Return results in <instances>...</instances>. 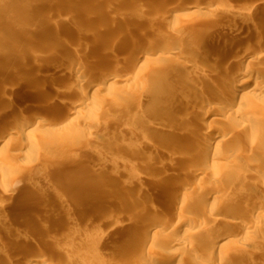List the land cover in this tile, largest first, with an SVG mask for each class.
<instances>
[{
	"label": "rangeland",
	"instance_id": "374dc122",
	"mask_svg": "<svg viewBox=\"0 0 264 264\" xmlns=\"http://www.w3.org/2000/svg\"><path fill=\"white\" fill-rule=\"evenodd\" d=\"M70 1H73V0H70ZM79 1L80 0H77V1L75 0L74 1L75 5L72 8L73 4H71V2H69V0L68 1L63 0V6H64L63 7V10H64L63 14H66V13H68V14L66 15L67 17L65 15H63V16L61 15L60 18L58 17L57 19L62 20L61 24L63 25V23H64V25H63L64 27H67L70 25L71 22L69 20H72V18L75 19L72 21H74V23H76L75 25L78 26V28L81 26V29L83 32L82 33L81 31H79L80 28L79 29L77 28L78 29L77 38L80 39L81 36L84 35L85 37L83 36L82 38L84 40H85V38L86 39L88 38L87 39L88 42L93 40L92 38H93L95 33H96L95 34L96 36L99 35L98 37H100V38H102V36H103V37H105V39H107L109 34L113 33L114 35L119 37L120 44L115 45V48H113L114 44H112L111 45L112 48L110 50H109L110 45L109 46L107 45L105 50L106 51L108 50V52H110L109 54L113 55V58L115 56H117L115 58L116 59L119 58L121 61L123 60L126 62V60L123 59L126 57L127 58L129 57V60L130 59L135 60L138 56L135 53H129L131 56H128V52H130V51L127 49L130 48L129 47L130 41L132 42L133 40L134 41H143L144 40L147 43L151 42V41H153L152 39L154 38V36H151L154 31L158 32L161 36H164L165 39L167 38L166 36L169 34L167 40L170 41L172 38L171 34L174 31V28L176 29L182 25L183 26L186 25L187 27L185 26V30H187L186 28H188L190 31L194 30L195 32L196 31L200 32V30L202 31L203 27L206 24H208V23L211 24V22L215 23V24H216V22H218L217 24H220L222 27V29L219 30V32H218L219 33L218 39L217 38L213 39V37L210 39V41L214 40L212 42L215 45L217 44L218 49L221 47L219 49V52H217V54H219L221 52L220 54L222 55V57L220 54L218 55L219 57L223 58L224 55L226 56L227 51L233 52L235 50L239 54L245 53L244 55H246V54L250 55L248 53L252 52L251 54L254 55V56L252 55V57L255 59L260 58L261 56L264 57V36H263V34H262V36H261V34L257 35V38L255 40V38H254L255 35L252 32H247L246 29L242 30L243 32L241 31V33H238L239 32L238 29L242 28L241 27L242 24L240 26L238 25L237 27H233L234 24H232L231 20H230V14H232V13L238 14V16H239V13L241 15L243 14V16H244V12H245V15H247L248 13H253V8H255V6H257L256 3L259 4L262 0H197V1L196 0H181V1L180 0H160L159 5H158V3L153 2L154 0H119L120 2L119 1L116 2L115 0L114 1L113 0H98V2H97L95 0L98 4L101 3V4H99V5H101L100 6L101 10L98 8L99 5L97 4L98 6L95 5V7L98 9H94V11L98 10V11H100L99 13L101 14V11L104 10L103 9L104 7H106V8L109 7L107 9L113 10L111 12L112 13L111 15H113V16H111V15H108V16L99 15L98 16L97 15V18H95V19L93 18L94 20L90 19V22H89V20H87L88 19L87 17L85 20H84V18L86 16L85 14H87L86 13L87 11L93 10L92 9V7H93L92 2L94 0H92L91 3L88 2V0H87V3L81 2L84 0H81L80 1L81 3ZM195 1L199 2V3L201 2L202 5L204 3L203 6L205 8H202L199 11L197 9L192 10V8L194 7L193 5L196 4ZM41 2H42V0H41ZM67 2L70 4H67ZM194 2H195V4H194ZM76 3H78V4H76ZM110 4H112V5H110ZM84 5H86V6L88 5V7L90 5V7L88 9H85L86 12L84 10V8L86 6H84ZM55 6H57V5H55ZM76 7H79V8H77V11L74 10V8L76 9ZM82 7H83V9H82ZM95 7H93V8H95ZM172 7H173V10H172ZM70 8H72V9H70ZM244 8L247 10L249 9V11H247V10L244 11ZM78 9H80L79 11L81 12V15L83 12V14H84V16L82 15L83 18H81L82 16L81 17L77 16L78 15V13H77ZM213 10H216V11H214L215 13H212ZM74 11H76V13ZM250 11H252V12H250ZM70 12H72L74 14H72ZM246 12H248V13H246ZM255 12H256V10H255ZM210 13H212V14H210ZM263 13H264V11L261 12L260 15L261 14L263 15ZM49 14H50L49 11H47V10L44 11V13L42 14L43 17L42 16H41L42 18L40 17V21L45 22L46 20H48ZM71 14L75 15V16H72ZM68 16H70L72 18L68 19V18H70ZM93 16L96 17V15H93ZM142 16H144V17H142ZM224 16H225V18H224ZM243 16H239V17H243ZM108 17L109 18L112 17L111 21L113 23H110V25L108 23V25L110 27L106 23L107 21L110 22V20H107ZM101 18H104V19L106 18L105 19L106 21H103L104 19H101ZM38 19H39V17H38ZM38 19L36 20L37 23L40 22V21H38ZM240 19L243 20L242 18H240ZM157 20H160V21H157ZM91 21H92V23H91ZM165 21L166 22L168 21V23H166ZM77 22L79 24H77ZM103 22H105V23H103ZM162 22H163V24L161 25ZM89 23H90V25H89ZM96 23H97V25H99L98 26L99 28L95 27ZM65 24H67V25H65ZM71 24H73V22ZM85 26H86V28H85ZM87 26H88V28H87ZM228 26L231 29L230 30L231 33H235V34L238 33V34L242 35V36L238 35V39L235 41L237 45L234 43L229 45V47L227 46L228 44L222 45L226 41V35H227L226 33L228 32L227 29H229ZM37 27H40V28H38L40 31H38ZM225 27H227V28L224 29ZM35 28H36V32L33 30ZM29 29H31V31H29ZM29 29L27 31L32 32V34H30L29 32H27L25 30V33L27 32L28 34L27 35L23 34L24 36L20 35V37L18 36L19 38L18 37L17 38L19 40H21L20 39L21 37L23 39L26 37L25 39L28 40V38L30 37V41H31L30 43H32V41H33L34 43H32V44L35 45V43H37V42H35L37 40L36 38L39 37L38 41L41 42V41L46 40V37H47L46 35H48V37L50 36L49 37L50 40L47 37L48 40H46V41H48V42H41V43L38 42L37 45H39V46L35 45L36 46L35 48H34V46H31V48L33 47L32 49H36L40 53L41 56L43 53V56H46V58H47V55H49V54L52 55L53 52L51 51L48 54L42 52L45 50V48L42 49V47H45V43H46V45H48V44H50V41L53 42L55 40V38L57 39L58 37L61 39L58 38L57 41H60L63 44L65 43V44L72 45L75 42L72 36L74 35V37H75L76 33L69 37L67 34L65 35V33H64V35H62L63 34L62 31H61V34H60V32L57 34V32L59 30L58 31H57V29L54 30L55 28H52V29L50 28L51 30L45 28V30H44L43 25L37 26V24H36V27L35 26L29 27ZM98 29H99V31H98ZM41 30L46 31V33L44 34L45 38H43V36H42L44 31L41 32ZM53 30L56 31V33ZM102 30H103V32H102ZM12 31L14 34L11 33L10 36L13 37V36H15V33H17V32L14 30H12ZM12 31H10V32H12ZM47 31H49V33H51V34H48ZM84 31H85V33H84ZM34 32L37 33L38 35H36ZM38 32H41L42 35ZM79 32H80V36H78ZM97 33H99V34H97ZM163 34H165V35H163ZM251 34H252V36H251ZM31 35L34 36V40H33V37L31 38ZM52 35H53V37L51 38ZM105 35H108V36L106 37ZM27 36H28V38H27ZM40 37H41V39H40ZM65 38H67V40ZM70 39H73V42ZM78 39H77V41H78ZM154 40H155V38H154ZM238 40H240V41L238 42ZM247 40H250V41H247ZM179 41L180 40H178L177 42H173V43L169 42L171 44L168 46H167V44H165V45L161 44L162 49L160 50L161 52H159L160 56H163L162 54L167 56V54L170 51H175L174 49L178 48V45H179L178 42ZM218 41H219V43H218ZM222 41H224V42H222ZM172 44H174V45H172ZM238 44H239V46H238ZM245 45H246V50H245ZM37 47H39V48H37ZM97 47H98L97 50L98 49L101 50V48L99 46H97ZM107 47H109V48H107ZM234 47H236L237 49ZM225 48L226 49L228 48V49L225 51ZM239 48H241V50ZM3 49H6V51H8L7 50L8 48H3ZM25 49H27V48H24L23 50L21 48L20 51L21 52L23 51L25 53V55H30L27 53H30L29 51L31 49L30 50L29 49L25 50ZM205 49L206 48L202 47L201 52L205 53L206 52ZM242 49L244 51H242ZM16 50H18V52H16L15 54L11 53V55L9 53L10 50L8 52H6L4 50L5 51V52L3 51L4 53L1 52V54L3 53L2 55L5 57V60H4L5 63H7V59L9 60V57L11 56L10 57L11 61L10 60H9L10 62L8 61L10 64L7 63L9 70L14 69L17 72H18V70L20 72V73L15 72L17 74L13 73L14 76L7 81V82H9L10 86L6 85L5 87L9 88V89L15 88L14 90L16 91V89H20L18 87H21L20 84L22 82H24V84L27 83V81H25L27 79H29V81H30V82L28 81V83H31V80L32 81L37 80L36 83H39V84L42 81L46 82L44 79L47 80V77L40 75V73H39V70L43 69V63L45 64V62H43L45 60V57L43 58V60H42V58L38 59V57L31 59V60H34V59L39 60V64L37 65V67L35 68L34 71L30 72V70L27 69L25 66H23V65L21 66V65H18V63H16V65L18 67L17 68L18 70H17L16 68H14V66H16L15 62H17V56L21 57L24 55V53L23 52H22V54H21V52L19 53V48H16ZM97 50H96V52L100 53L99 52L100 50L99 51H97ZM247 51H250V52H247ZM6 53L9 56H5ZM1 54H0V56H2ZM12 55H13V57H12ZM256 55L257 56L259 55V56L256 57ZM158 56L159 55L157 53H155V55H153L152 58L150 57L151 60L149 62H144V61L142 62L141 61V62H139V64L136 65L137 66L136 71H139V69H142L141 78H140V80H142V82L140 81L141 82L140 86L143 84L142 85L143 87L141 86L142 91H140V93L138 92V90H141V88L139 89V87H140L139 84L135 87H132L129 84H127L126 82L115 81L113 79H111L109 81L106 78V74L104 72H106L107 75L110 74V73H108L110 71H112V72L115 71V73H117V74L121 73V75H122V73H123V75L126 73V72L124 73L123 69H121L119 67H116V68L117 69L119 68L120 70L119 69L115 70V68H113L114 70L111 69V67L113 65L111 59L109 60V62L107 59L105 60V62H100L101 68H102L101 64L104 63L103 68L101 70V73L103 72L105 75L103 73H102L103 75L99 73L101 76H98L99 74H97L96 76L98 77V79H96L95 76H92V75H89L88 73H86L87 71H85L84 75L82 74V77L84 76V78H82V79L92 80V77H93V79H95L94 80L95 85H96L94 87L95 89L93 88L92 90H90L89 96H93V94L98 96L97 101H95L94 103H89L86 107L82 108V110L80 111L81 113L79 115L73 116L74 124H76V125L77 124L83 125V123L84 124L87 123V120H90V121L94 120L95 121V119H96V122L98 121V123L94 122L96 125L93 124V126H95V127L89 129L88 132H86V134H85L86 137H83V136L81 137L80 135H76L74 133H67L64 135V133H63L64 131H62L63 127L58 126L56 124V121H55L56 119H58V120L62 119L67 115L68 112L66 110H68L69 106L67 107V106H64L61 103H59L60 101H62V99L60 96L55 94L56 92L53 89L49 90L48 89L49 87L47 88L48 95L44 99L45 101H48V103H50L51 107L53 108L49 112V114H40V113L35 114V113L30 112L34 109L33 106H36L37 104H36V102H34L36 100V98L34 99L30 95V94H32L34 96L35 92H33V93L31 92L33 89L29 88L30 85H28V83L26 84V85H28V86H26V88L28 87L29 89L27 88L28 89L27 90L25 88V91L29 92L28 95H26L27 99L25 98L26 96L23 97L21 95V93H17L14 91V94H13L14 97L12 95L11 99H12L14 104L22 107L21 112L22 113L24 112V115H26V116L22 117L23 119L25 117H30L33 115V118H31V122L34 123V121H37L39 119L47 120V121L51 120V121H49L51 126H48L49 127L48 131L44 132L41 138L40 137L38 138V142H39L38 145L34 144L31 137H26L23 134H10V135H6L5 138L4 137L2 138L0 136V163L4 164L5 165L4 167H6V170L3 172V174L5 173L4 176L2 174V171L0 172V192L2 193L4 191L3 193L5 195L9 191L8 193L12 196V198L10 200L8 199L5 202V204H8L7 202L11 201V204H8L9 206H7L8 207L7 209H9V210H6V212H4L2 215L0 214V245H1L0 248L3 247V250L5 249L3 251V252H6V253H4L5 256H7V258L9 260L11 259V261L13 263H15L18 259L19 260L22 259L21 261H24L26 263L30 262L28 264H146V263H150V261H149L150 259H155L154 262H156V260L158 261L160 255H161V251H159L160 247H162L164 245L165 246L169 245L175 239H178V237H179V239L182 238L183 236L186 238V236L188 235L187 238L192 240V242H194V244H192V242H191L187 246L188 248L182 247L183 253H187V251H189L191 248L194 250L198 249L197 252H199V254H201L202 260L204 259V261H202V263H200V264H216V263L219 264V262H222V264H224V263L226 264L227 262H225V261L227 260V258H229L228 256L231 255V252L238 246L234 242V239L236 240L237 238L233 237V235H235V233H236V231H234L235 228L233 227V229H234L233 230L230 227L233 225L231 223L232 225L229 224V226H228V224H227V227L225 226L226 224L224 226L219 225L220 227L217 226L219 228H223L222 230H220L217 227L212 229V227H215V226H213V225L211 226V223L209 224L210 221H207V220L212 219V216L216 215L215 211H217L219 214H221V213L223 214L224 209L230 207V206L227 207V205H230L229 203L234 198L236 200L234 199L233 203L234 204L236 203V206H237V204H240L239 206H241V204L243 205L244 203H246V201H248V199L250 200L251 197L250 196H249L250 198L247 197L248 196L247 190L245 191V189H243L245 187L247 188L249 186V184L251 185L249 188H254L255 186H256V190H257V188H259V190L255 191L252 195L251 194H249V195L254 197V198L252 197L251 199H255V198L258 200L260 199V202L258 200H254V201L250 200L251 203L255 202V204H254L253 210H252V208L251 209L249 208L250 212L248 211V213L249 214L252 213V214L248 218L251 221H253V219H255V217L259 216V214H261L262 212L264 213V209H262L263 207L261 206V205L264 206V202H263L264 196H261V195H264V193H263L264 192V189H263L264 188V185H263L264 184V176H263L264 175V173H263L264 168L263 169L259 168L260 169L259 171L262 170L261 171L262 173L259 177L258 176L252 177L250 175H249L250 177H248L247 174H245V176H244V173L242 172L241 169H240L241 170L240 172L237 171L238 168H237V170H230L229 172H231L230 173L231 176L228 177V175H230V174L224 175V173L226 174V172H228V171H225V169L219 168L217 166L214 167L209 162H205V164H202V165L198 162L192 163L191 160L189 161L187 158H185V156L184 157L181 156V157H183V159H186L187 161L183 160V162H182V160H181V162H180V160H179V159H181L180 155L176 156L175 154L170 153L172 145L174 143H176V141L177 142L179 141V140H177L178 139L177 137H179L180 135L186 136L191 131H192L191 133H193L195 131V129H197V128L203 129V128L207 127L208 125L209 126L213 125L214 130H216L215 132L218 131L217 133L220 134V136H221V137L215 139L214 141H212L213 143H217L218 141H220V139H222V137L232 136V137L225 139V140L228 139L227 140L228 142L225 146L226 149L225 150L223 149L224 153L227 152L226 154H230L234 151L236 153H239L240 152L239 150H242L243 152L240 153V155H243V153H247V154L249 153L250 154V155L244 154L246 156L241 157L242 159H240V163H242V165L245 166V164L250 165L252 163L251 164L252 166L259 167L258 162L262 157H264V145H263L264 142H261L262 139H256L255 136L252 135L250 131L242 132V130H241L243 124H245V123L248 124V121L246 120L245 115L244 116L238 115L236 117V119H234V120L232 119L230 121L227 118L228 114H226V113L224 114L223 112H219V111H213L216 108H220L216 104L217 102H214L215 95L217 93L220 94L223 91H225V93H227V95L233 94L234 85L236 84L234 77H232L233 76L232 71L228 70L232 74H230L229 72H227L226 74H221V72L225 73V71L224 70L221 71L222 68L218 67L219 63H218V66H215L217 64V62H216L217 58L216 59L214 58V60H213V58L210 59L211 60V62L209 60L210 64L208 61H207L208 63L206 61H204L203 65H205L207 63L208 64V70L211 71V73H214L217 70L216 74H213L215 77L217 75L220 77V74L223 76L225 75V77H226L225 80L228 81V82L225 81L226 86L222 87L219 84V78L216 77L218 79L217 80L216 78H213L214 77L213 75L211 77L208 75L207 76L205 75L203 77L201 72H199V73H197V72L192 73L191 72L192 74L191 73L189 74L190 78L187 77V79H190L191 82H193L194 81L193 78L200 75V77H199L200 79L197 81L198 77L195 78L196 79L195 82L200 84L201 82L204 81V83H202V84L211 88V89H209L208 87H206L208 90L207 92L210 91L209 93L214 97L213 98L211 95H209V97H211V98H209V99H211V100H209L210 101L209 106L204 107V108L199 107L200 110H197V111H200V112L196 111L197 113H195L194 111L198 107L196 106V108H195V104H192L193 102H188L187 99H185L186 100L185 101L182 97L183 95L180 96L181 94L176 95L179 92L178 93L177 92L176 93H174V92L170 93V94L174 93L172 95V100L170 101L172 107L174 105L175 107L177 106V108H178V107H181L183 104H184V107H186L189 103H190L189 105H191V106L188 105L187 107L188 108L190 107L189 108V109H191L190 112H192V111L193 112L185 115L186 119L183 121V124H182L183 126L180 125V126L174 127L171 124L169 125L168 120H167L168 122L167 121L165 122L162 120L160 122L167 124V125H165V126H167L165 129L161 128V130L163 132L159 129L160 131L158 130V132L156 133V136L154 135L155 137H151V136L148 137L146 134H144V135L141 134L140 135V137H142V139H141L139 136H136L137 132L135 134V131H140V129H141V131H143V129H146L144 131V133H146L148 127L154 125L152 119H151L152 122L150 121V123L149 122L142 123L143 125L146 124L147 126L149 124L148 127L146 126L147 128H145V127L140 128L142 126V124L138 128V126L135 127L136 125L134 123H132L131 120L128 119V116L125 118L124 116H126L127 114L126 115H124V114L127 112H130V113L135 112V113H132V117H135V116H137V112H138V115L139 114H145V115L152 114L151 116H154L156 114V112H154V111L158 110L155 108H158L162 104L159 102H155L154 104H152L150 106L151 109L150 108L147 109V107H146V109H147L146 110V109H144L145 108L144 106H141V107L138 106L139 101H136L133 104H132V102H133L132 100H125V99L119 100V98H118V101H116L115 103L110 101L113 96H114V98H115V95L121 96V94L123 92H124V94L129 92V94L132 95L131 97H133L134 99L136 98V96L138 98H140L141 95H142L141 97L145 99V97L148 96V95L146 96L145 94H148L149 91L152 90L151 89L152 87H147V86H152L153 84L151 85V82L152 83L155 82V78L152 80V78H153L152 76L156 77L154 75V73L157 72V69L158 70L160 69V71L162 72L161 75L164 74L160 77L158 75V77H157V78L162 80V83H166V82L173 83L174 80L176 81V78H175L176 75H174V73H175V70L177 68L174 69V66L176 65L175 67H178L179 65H177L176 63L172 64V62L161 64V59L159 60ZM14 58H16L15 62L12 61V60H14ZM133 58H135V59H133ZM106 62L109 63L108 66L105 65ZM182 62H186V60L181 61V63ZM11 63L12 64L14 63L13 64L14 66ZM41 63H42V65H41ZM127 63H128V59H127ZM96 64L99 65V62L97 63V61H96L95 65ZM207 64H206V66H207ZM40 65L42 68L40 67ZM210 65H212V66H210ZM236 65H238V67H239V64H235V66ZM105 66H106V68H105ZM109 66H111V67H109ZM235 66L233 68L234 71L235 70L240 71V69L238 70V67L237 66L235 67ZM209 67H211V68H209ZM261 67L264 68V66H261ZM37 68H39V69L36 70ZM105 69H106V71H105ZM213 70H214V72H212ZM37 71H38V74H37ZM24 72H26L25 74L27 76L24 75L21 77L20 75H23ZM34 72L36 74H34ZM228 73L230 74V77L228 75V78H227ZM135 74H136V72H134L132 75L134 76ZM15 75L16 76L19 75V78L16 77ZM36 76H38V78L39 77L40 78L38 79ZM143 76H145L144 79H142ZM43 77H46V78H43ZM65 77L66 76H64V80H66L68 78V76L66 78ZM205 77L208 78V79H206V80H208V81H206L207 82L206 84H205V80H204ZM13 78H14V80H13ZM20 78L21 79L25 78V79H23V81H20ZM209 79L211 81H213L215 79L216 82H215V80H214L215 83L210 82ZM39 81H41V82H39ZM19 82H20V84H19ZM43 82L41 83V85L45 84ZM158 82H156L155 85H157ZM210 83L213 84L214 88L212 87V85H209ZM158 84H161V81ZM214 84H217V85H214ZM21 85H23V84H21ZM219 85L222 87V89L224 87L226 89L221 90V88L220 89L218 88L219 89L218 90L217 87H220ZM86 88H87L86 86L82 87L83 90L88 91ZM77 89H80V88H77ZM82 89L80 91H82ZM144 89H145V91H143ZM109 90H111V92H107ZM216 90L219 92H216ZM227 90L230 93H228ZM121 91H123V92L121 93ZM135 91H136V95L134 96ZM254 91H256V92H254L253 94L257 98H259L261 105L264 107V81L261 80V83L254 89ZM144 92H145V94H144ZM17 94L18 95L20 94L21 98L23 97L22 99H20L21 101L17 100V99H19ZM73 94L74 93H72V94L70 93L69 97H72ZM15 95H16V97H15ZM30 96H31V98H29ZM179 96L181 97V98H179L180 100L178 99ZM73 97L70 98V101L73 100ZM174 97H176V98H174ZM75 98L77 99V97H74V99ZM133 98H131V99H133ZM32 99L34 100L33 101L34 103L32 102ZM173 99H174V101H173ZM27 100L29 101L28 102L29 104L27 103ZM175 101H176V104H175ZM24 102L26 103V105ZM178 102H180V103H178ZM21 103H23V104H21ZM181 103H183V104L181 105ZM129 104H130V107H128ZM185 104H187V105H185ZM57 105L59 107H57ZM152 106H156V107L152 108ZM142 107H144V108L142 109ZM191 107H193L194 109ZM127 108H129V109H127ZM135 108H136L137 112L135 111ZM23 109H24V111H23ZM144 110H146V111H144ZM29 112H30V114H29ZM188 112H189V110H188ZM118 113H120V114L118 115ZM193 113L196 115V117H195V115H191ZM122 114H123V117L121 120L120 116H122ZM133 114L135 116H133ZM189 114L192 117H189L190 116ZM198 114H199V116H198ZM116 116H118L119 118L118 117L116 118ZM139 116H141V115H139ZM42 118H44V119H42ZM188 118H189V120H188ZM23 119H21V120H23ZM117 119H118V121L120 119L119 123L117 122ZM18 120H20V118ZM111 120H113V122L116 121V123L114 122L115 123L114 124ZM226 120H228V121H226ZM254 121H256V122H254ZM254 121L253 122L257 127L260 126V128L264 129V120H262L261 118H258L256 120L254 119ZM160 122H157V124H162ZM130 123L132 124V126ZM133 125H134V127H133ZM112 126H114V127H112ZM168 127L171 129H169ZM134 128L136 130H133L134 132L132 133V129H134ZM166 129L168 131H164ZM130 131H131V133H130ZM141 131H140V133H141ZM238 132H239V134H238ZM240 133L243 135H241ZM249 133H250V135H249ZM131 134H134V135L131 136ZM146 136H147V138H146ZM159 136L161 138L160 140H159ZM143 137H145L147 139V141L145 138H144L145 139L144 140ZM138 138L143 140L144 142L139 140ZM230 138H232L233 141H232V139L230 140ZM103 139H105V140H103ZM162 140H164L165 143H162L161 142ZM139 141H141V142H139ZM181 141H183V140H181ZM144 143H145V145H144ZM192 144L189 146V150L194 152V151H196V146H195L196 144L195 143H194V145H192ZM235 144H237V146H235ZM227 145H229V146L227 147ZM231 145H233V146H231ZM160 148H162V150H160ZM230 149L232 150V152H230ZM163 150H164V152H163ZM245 150L248 152H244ZM135 152L136 153L143 152V154L142 153L141 154L144 156V158H146V160H148L147 157H149V161H152V160L154 162L156 161L155 162V164L157 163L156 165L152 164L153 166L155 165L156 167L155 168L152 167L148 170V168H149L148 166L141 165V163L139 162V161H142L143 159L142 160H140V159L135 160L134 159L135 160L134 161L131 158L129 160L128 159L129 155H131L132 153H135ZM252 153H253V156H252ZM157 157H160V159H162L161 161L164 164H162L160 160L158 161L159 158H157ZM246 157L247 158L249 157V158L247 159ZM223 164H228V163L223 162ZM159 165H160V167H159ZM157 166H158V168L163 170V171L161 170V172H165L164 174L162 173L163 176L161 174L162 179L158 176L159 182L161 180L164 181L166 178H168L169 181H171V183L169 181L167 183H169L170 186H172V187L169 186L170 188L169 187L165 188V187H162L163 184L162 185L160 184L159 186L155 187V185H153V184L150 185V183L148 184V182L145 180L148 178H150V179L152 178V177H150V175L151 174H152L151 176L154 175L153 172H155V170H157ZM162 166H163V168H162ZM125 168H126V170H125ZM134 170H136V172ZM119 171H125V173L122 175V178L121 177L119 178L118 182H121V183L117 182L118 186L114 185L115 188L105 190V191H103V193H102V191H96L95 185L97 183H99L98 182L99 180H102V179L103 180H107V179L110 180L111 176H113V175L115 176ZM232 172L234 175L232 174ZM240 173H241V175H243L242 176L243 178L241 177ZM175 174H176V176H175ZM165 175H167V176H165ZM107 176H110V177H107ZM141 176L144 177V180ZM214 176L218 177L219 180H221V182H222V183H220L219 186L218 185L217 186L220 187V186H222V184L224 186H222L218 189V187L215 184H213V177ZM233 178H235L236 183L240 182V181L242 183L241 182H240L241 184L240 183L239 184L233 183V181H234ZM132 180H133V182H132ZM259 182H262V184ZM167 183H166V185H168ZM189 183H191L192 185H190ZM256 183H258L259 185ZM119 184H120V187H119ZM188 184H189V186H187ZM233 184L235 186L237 185V187L238 186L239 187L236 189V188H234L235 186ZM254 184H256V185L254 186ZM184 185H185V188H184ZM117 187H118V189L120 188V190H122L121 195L120 194H119L120 196L118 195L119 198L124 197L125 201L128 200L129 203L128 204L125 203V205L122 208H120L118 211L115 210L113 213L110 208H111V202H113L112 198H114V194L115 195L118 194ZM225 187H228V189H230V190H228ZM239 188H241V189H239ZM204 189H206L207 191ZM217 189L220 190V193L218 194L219 196L221 195L220 199L222 197V199L220 201H219V199L216 201L215 198L214 199L212 198V197H214L213 194L217 193V191H218ZM261 189H263V191ZM223 190H225V191H223ZM231 190H232V192H231ZM124 191L126 194L124 193ZM237 191L239 193H237ZM244 191H245L246 195L243 193ZM51 192L52 193H54V192L60 193L61 198L56 203L49 205V206L47 205L48 207L46 208V207L42 206V202H43L42 198H44L45 196H47V194H50ZM105 192H107V194ZM122 192L125 195H123ZM204 192H205V194H204ZM207 192H208V195H207ZM229 192H230V194H229ZM1 193H0V197H1ZM12 193L14 194V196ZM193 193L196 194L195 195L196 197H194ZM210 193H213V194H210ZM227 193L230 196L229 195L227 196ZM197 194H198V196H197ZM201 194L203 196H201ZM209 194H210V196H209ZM240 194L241 195L244 194V195L239 197ZM128 196L130 197L129 198L130 200L128 199ZM132 197L134 199H131ZM260 197L263 199H261ZM69 199L70 200L79 199L82 202L81 203V209L78 213H75V215H74L75 217L70 218L71 220L65 219L66 220L65 221L63 216H61L60 214H61L62 209L64 208L63 206H67V204L69 203L68 202ZM137 199H138V201L140 200L141 202L145 201L146 204H148V208L151 210L150 212L153 211V213L164 216V217L170 216V217H168L169 220H170V218H172V217L174 218L175 215L180 213L179 208L182 205V202H181L182 200L187 202L188 205L191 206L192 210H195V208L201 207V209H197V210H199L200 213L197 210H195V211L191 210V211H189L190 212L189 214L184 213L185 214V215L183 214L184 217L186 216V218H187V216L192 215L191 212L195 213L192 216H189V218H191V219L193 218L195 220V217L197 216L196 221L199 220V222L202 223L203 228H204V226L207 225L208 228L206 227L207 229H205V230H217V232L219 231V234L221 233L220 235H224L226 237V240L222 241L221 243H217V240L215 239V237L204 236V238H203V236H201L199 233H198V236L199 235L200 236L198 237L195 232H198L200 229L199 228L197 229V226H195V225H191V226L189 225V227L183 226V227L177 228L178 230L174 229L175 222L177 223V221H175V220H174V222L172 221L173 222L172 224H170L172 227L170 225H168L171 230L174 229L173 230L174 234L172 233L173 235L170 238L163 237V236L159 235V236H156L154 238L150 237L148 239L139 240L138 238L135 237V234H129V232L128 233L127 232L121 233L120 232L121 230L118 227V224L120 223V221L122 220L121 218H123L124 215L130 216L131 212L133 210H135V208L137 209L138 204L135 203L137 201ZM187 199H188V201H187ZM200 200H202V201H200ZM226 200H228L229 202L227 203ZM191 201H193V203ZM222 201H224V202H222ZM235 201H237V202H235ZM66 202H68V203H66ZM201 202H202V204L200 205L199 203H201ZM213 202H214V204H213ZM256 202H257L258 206L256 205ZM258 202H259V204H258ZM1 203H4V202H1ZM197 203H198V205H197ZM28 204L29 205L33 204L32 208L30 207L31 209L29 208V210L27 209V206L29 207ZM35 204H36V206H35ZM70 204H71V202H70ZM211 204L215 205V211L210 210ZM202 205H204V206L202 207ZM139 206H140V204H139ZM194 206H195V208H194ZM206 206H208V208ZM257 207L258 208L262 207V208L258 209ZM218 210L221 212H219ZM261 210H262V212H261ZM196 212H198V213H196ZM171 213L173 216L170 215ZM207 213H208V215H206ZM193 216H195V217H193ZM208 216L211 218H209ZM205 217H208V219L206 220ZM200 218H201V220H200ZM235 220L238 221V217H235V219H232L230 221H233V223H234ZM240 220L242 221V219H240ZM230 221H228V222L230 223ZM66 222H69V223H66ZM149 222H151V221H149ZM7 226L8 227L11 226L10 227L11 229L13 228L11 230L13 233H12V235L9 236L10 238L5 236V232H4V228H3V227H7ZM224 227H226V228H224ZM228 227L231 229H229ZM171 230H167V231L169 232ZM175 230H177V231H175ZM229 231L232 233H229ZM195 234H196V236L193 238L192 235L194 236ZM126 235H129V236H126ZM198 238H200V239L203 238L201 240H203L204 243H202L203 241H200V239H198ZM240 238L242 239L243 243L247 244V245H248L250 240H252V239H253V241L255 240V238H252L250 236H247V238H245L244 236L240 237ZM197 242H199V243H197ZM254 242L253 243L251 242V243L254 244ZM251 243L249 244V246H247L248 250L246 248H244V250H246L245 251L246 253L243 252L245 254L240 256V257L243 256L244 258L243 257L240 258L238 256L240 258L239 259L237 257V255L235 254L234 256L239 259L238 260L236 258V260H235V258L233 256V258H232V260L234 259L233 264H261L260 261H257L255 258L260 253L259 251H263L264 247H263V249L259 248L260 250H258V248L256 246H254L255 245L254 244L251 248V245H252ZM94 244H96L97 254L91 255V254L86 253L87 250H90L93 248ZM219 246L220 247L222 246V248L218 249ZM203 247H205V248H203ZM207 247H209V249ZM210 247H212L213 249L215 248L216 250L212 249V251H211ZM254 248H255V250H258L257 251L258 254L254 253V251H255ZM131 251L133 252V255L135 256L134 259H130V257H128V254ZM172 253H173V250L167 251V255L172 254ZM172 256L173 255H171L170 260L168 258V261L166 262V264H199L196 261H194V259H188L189 258L188 256L187 257H181L180 254H176V253L174 254V257H172ZM41 261H42V263H41Z\"/></svg>",
	"mask_w": 264,
	"mask_h": 264
},
{
	"label": "bare ground",
	"instance_id": "6f19581e",
	"mask_svg": "<svg viewBox=\"0 0 264 264\" xmlns=\"http://www.w3.org/2000/svg\"><path fill=\"white\" fill-rule=\"evenodd\" d=\"M68 1V0H67ZM74 1L75 0H73V1H70L69 0V2H71V4H73V6H72V8L74 7ZM77 1V0H76ZM81 1V0H80ZM79 1V2H80ZM97 2H98V0H96ZM95 0L92 2V0H88V2H92L93 3V7H95V5H97L98 3L96 2ZM114 1V0H113ZM116 2H118L119 0H115ZM181 1V0H180ZM197 1V0H196ZM195 1V2H196ZM81 2H85V3H87V0L85 1H81ZM80 2V3H81ZM120 2V1H119ZM153 2H156V3H158V5H159V2H160V0H154ZM195 2H194V4H195ZM57 3V4H56ZM84 3V4H85ZM108 3V2H107ZM114 3V2H113ZM112 3V4H113ZM67 4H70V3H68L67 2ZM76 4H78V3H76ZM89 4V3H88ZM99 4H101V3H99ZM98 4V5H99ZM103 4V3H102ZM112 4H110V5H112ZM55 5H57V6H55ZM83 5V4H82ZM81 5V6H82ZM91 5V4H90ZM90 5H89V7H90ZM97 5V6H98ZM193 5V4H192ZM203 5H204V3H203ZM202 4H201V2L199 3V2H196V4L195 5H193L194 7L192 8V10L193 9H197L198 11L199 10H201L202 8H205L204 6H203ZM256 5L257 6H255V8H253V13H248V12H246V13H248L247 15H245V12H244V16H243V14L241 15L240 13H239V16H243V17H239L238 16V14H233L232 12V14H230V20H231V23L232 24H234L233 25V27H237L238 25L240 26L241 24V29H238L239 30V32L238 33H241V31L242 30H245L246 29V31L247 32H252L255 36H254V38H255V40H256V38H257V35H260L261 34V36H262V34H263V36H264V13H263V15L261 14L260 15V13L261 12H263L264 11V0H262L259 4H257L256 3ZM71 6V5H70ZM69 6V7H70ZM84 6H86V5H84ZM91 6V7H92ZM100 6L101 5H99L98 6V8L100 9ZM106 6V5H105ZM114 6V5H113ZM63 0H42V2H41V0H0V54H1V52H3L4 50L6 51V49H3V48H8L7 50L9 51V53H10V55H11V53L12 54H15L16 52H18V50H16V48H19V53L21 52L20 51V49L22 48V50L24 49V48H27V49H31L29 52L30 53H27L26 51V53L27 54H30V55H25V53H24V55L23 56H21V57H19V56H17V62H15V60H16V58H14V60H12V61H14L15 62V65H16V63H18V65H23V66H25L27 69H29L30 70V72L31 71H34L35 70V68L37 67V65L39 64V60L38 59H41L42 58V60H43V58L45 57V60L43 61V62H45V64L43 63V69H41V70H39V73H40V75H43V76H46L47 77V80L46 79H44L46 82H43V83H45L44 85H41V81H39V82H41L40 84L39 83H36V81H32L31 80V83H28V81H29V79H27V80H25V81H27V83H28V85H30V87L29 88H32L33 90L31 91L32 93L33 92H35V95L33 96L32 94H30L34 99L36 98V100L34 101L33 99H32V102L34 101V102H36V106H33V110L32 111H30L31 113H35V114H37V113H40V114H49V112L53 109L52 107H51V105H50V103H48V101H45L44 99H45V97L48 95V91H47V88L50 90V89H53L56 93L55 94H57L58 96H60L61 97V99H62V101H60L59 103H61L62 105H64V106H69L68 107V110H66L68 113H67V115L64 117V118H62V119H56L55 121H56V124L58 125V126H61V127H63V129H62V131H64L63 133H64V135L65 134H67V133H74V134H76V135H80L81 137L83 136V137H86L85 136V134H86V132H88V130L89 129H91V128H93V127H95V126H93V124H95L94 122H96V119H95V121L93 120V121H90V120H87V123H83V125H79V124H74V118H73V116H76V115H79L81 112V110H82V108H84V107H86L89 103H94L95 101H97V95H94L93 93V96H89L90 94H89V92H90V90H92L96 85H95V79H93V77H92V80H86V79H82V78H84V76L82 77V74L84 75V73H85V71H87L86 73H88L89 75H92V76H95L96 77V79H98V77L96 76L97 74H102L101 73V70H102V68H103V65H104V63L103 64H101L102 65V68L100 67V62H105V60L107 59L108 60V62H109V60L111 59V61H112V63H113V65H112V67L111 66H109V67H111V69H113V68H115V70H118L119 68H121V69H123V71H124V75H123V73H122V75H121V73L119 74H117V73H115V71L114 72H112V71H110V72H108V73H110L109 75H107V73L106 72H104L105 74H106V78L110 81L111 79H113V80H115V81H123V82H126L127 84H129L130 86H132V87H135V86H137L138 84H139V86H140V83L142 82V80H140V78H141V73H142V69H139V71H136V65L137 64H139V62H149L150 60H151V58H152V56L153 55H155V53H157L159 56V60L161 59V64L162 63H171L172 62V64H174V63H176L177 65H179L178 67H175L174 66V69H176L175 70V73H174V75H176L175 76V78H176V81L174 82L173 81V83H170V82H166V83H162V80L161 79H159V78H157L158 77V75H159V77L160 76H162V75H164V74H162L161 75V71H160V69L158 70L157 69V72L156 73H154V75L156 76V77H154V76H152L153 78H152V80L155 78V82H151V85L152 86H147V87H152L151 89L152 90H150L149 91V93L148 94H145V92H144V94L147 96V97H145V99L144 98H142L141 96H140V98H138L137 96H136V98L134 99L133 97H131L132 95L131 94H129V92L128 93H126V94H124V92L123 91H121V96L120 95H115V98H114V96L111 98V102H116V101H118V98H119V100L121 99V100H132L133 102H132V104L133 103H135L136 101H139L138 102V106H144V107H142V109L144 108V109H146V107H147V109H151V105L152 104H154L155 102H159V103H161L162 105L161 106H159L158 108H155V109H158L157 111H154V112H156V114L154 115V116H151L152 114H150V115H145V114H139V115H141V116H139L138 115V112L136 111V108H135V111L137 112V116H135L134 114H133V116H135V117H132V113H135V112H132V113H130V112H127V113H123L124 115H126V116H124L125 118L128 116V119L129 120H131L132 121V123H134L136 126L135 127H137L138 126V128H139V126H141V124L142 123H145V122H149L150 123V121H151V119H152V121H153V124L154 125H152V126H149V124H148V126L145 124V125H143L142 124V126L140 127V128H142V127H145V128H147L148 127V129H147V131H146V133H144V131L146 130V129H143V131H141V129H140V131H141V133H140V131H135V134H136V132H137V135L136 136H139L140 137V135L141 134H146L148 137L149 136H151V137H155L156 136V133L158 132V130L160 129L161 130V128H163V129H165L167 126H165V125H167L166 123L164 124V123H162V122H160V121H169V125L171 124L172 126H174V127H176V126H180V125H182L183 124V121L186 119V116L185 115H187L188 113H192V112H190L191 111V109H189L187 106L190 104H185V105H187L186 107H184V104L183 103H181V107H178L177 108V106L175 107L174 105H173V107L171 106V103H170V101L172 100V95L174 94V93H178V94H176V95H179V94H181L180 96H182L183 97V99L185 100V99H187V101L188 102H193L192 104H195V108H196V106L199 108H204V107H207V106H209V100H211V99H209V98H211V97H209V95H211L209 92H207L208 90H207V88L206 87H208V86H206V85H203L202 83H204V81L203 82H201L200 84H198L197 82H195V78H197V81L200 79L199 77H200V75H198V76H196L195 78H193L194 79V81L193 82H191V80L190 79H187V77H189V74L192 72H197V73H199V72H201L202 73V76L204 77L205 75L207 76H212L213 74H216V72H217V70H216V72H214V70L212 71V72H214V73H211V71H209L208 70V62H209V60L210 59H212L213 58V60H214V58L216 59L217 58V60H216V62H217V64L215 65V66H218V63H219V66L218 67H220V68H222L221 69V71H225V73L224 72H221V74H226L227 72H229V71H232V73H233V76L232 77H234V79H235V85H234V89H233V94H228L227 95V93H225V91H223L222 93H220V94H216L215 95V100H214V102H217L216 104L220 107V108H216L215 110H213V111H219V112H223L224 114L226 113V114H228V120H234V119H236V117L238 116V115H242V116H244L245 115V117H246V120L248 121V124H243V126H242V132H244V131H246V132H248V131H250L251 132V134L252 135H254L255 136V138L256 139H262L261 140V142H264V129H262V128H260V126L259 127H257L255 124H254V122H256V121H254V119L256 120V119H258V118H261L262 120H264V107L261 105V103H260V101H259V98H257L253 93L254 92H256V91H254V89L261 83V80L262 81H264V68H262L261 66H264V57L263 56H261L260 58H253L252 57V55L253 54H251L252 52H250V51H247V52H250V53H248V54H250V55H244V54H239L238 52H236V50L235 51H227V54H226V56L224 55V57L223 58H221L222 57V55H221V57H219L218 55L219 54H217V52H219V49L221 48H219L218 49V46H217V44L215 45V44H213V42L212 41H214V40H212V41H210V39L213 37V39L215 38H217L218 39V37H219V30H221L222 29V27H221V25L220 24H217L218 22H216V24L215 23H212L211 22V24L210 23H208V24H206L204 27H203V30L201 31L200 30V32L199 31H190L188 28H186L187 30H185V26H180L179 28H174V31L172 32V34H171V36H172V38H171V40L169 41V40H167V38H168V35L166 36L167 38L165 39V37L164 36H161L158 32H153L152 33V35L151 36H154V38H155V40H154V38L152 39L153 41H151V42H145L144 40V42L143 41H130L129 43V49H127V50H129L130 52H128V56H131L129 53H135L136 55H138L137 56V58L135 59V58H133V59H135V60H132V59H130L129 60V57L127 58L126 56V58H123V59H125L126 60V62L125 61H121L119 58H115V57H117V56H115L114 58H113V55H111V54H109L110 52H108V50L106 51L105 50V48H106V46L108 45H110L109 47H107V48H109V50L112 48L111 47V45L112 44H114V47L113 48H115V45H119L120 44V39H119V37H117L116 35H114L113 33L112 34H109V36L108 35H105L106 37H107V39H105V37H103L102 36V38H100V37H98V36H96L95 34H94V36H93V40L92 41H90V42H88V38L86 39L85 38V40L82 38L83 36H81V38L80 39H78L77 38V33H78V29H79V31H81L82 32V29H81V26L78 28V26H76L75 24L76 23H74V21H72V20H75V19H73L72 17H70L72 14H74V13H72V12H70V13H72L70 16H68V17H70V18H68V19H71L72 18V20H69L71 23L73 22V24H71L70 23V25L69 26H67V27H64L63 25H64V23H63V25L61 24V21L62 20H60V19H57L58 17L60 18V16L62 15H67L68 13H66V14H63L64 13V10H63ZM67 7V6H66ZM88 7V5L84 8V10L85 9H88L89 8ZM92 7V9L93 10H90V11H87L86 12V10H85V12L87 13V14H85L86 16H85V18H84V20L86 19V17L88 18L87 20H89V22H90V19H92V20H94L95 18H97V15L99 16V15H101V16H103V15H105V16H108V15H111L112 13V11L113 10H109V9H107V8H109V7H104L103 9V11H101V14L99 13L100 11H94V9H98V8H93ZM112 7V6H111ZM116 7V6H115ZM192 7V6H191ZM72 8H70V9H72ZM77 8H79V7H76V9L74 8V10H76L77 11ZM106 8V9H105ZM113 8V7H112ZM226 8V7H225ZM251 8V7H250ZM81 9V8H80ZM80 9H78V15L77 16H84V14H83V12H82V15H81V12L79 11ZM82 9H83V7H82ZM111 9V8H110ZM216 9V8H215ZM49 11V19L48 20H46L45 22L43 21V22H41L40 21V17L42 16L43 17V13H44V11ZM101 10V9H100ZM116 10V9H115ZM171 10V9H170ZM172 10H173V7H172ZM212 10V9H211ZM247 9H245L244 8V11H246ZM251 10V9H250ZM255 10H256V12H255ZM51 11V12H50ZM76 11H74L75 13H76ZM214 11H216V10H213V12L212 13H215ZM226 11V10H225ZM237 11V10H236ZM239 11V10H238ZM241 11V10H240ZM247 11H249V9L247 10ZM66 12V11H65ZM94 12V13H93ZM250 12H252V11H250ZM46 13V12H45ZM80 13V14H79ZM98 13V14H97ZM110 13V14H109ZM212 13H210V14H212ZM220 13V12H219ZM93 15H96V17H94ZM72 16H75V15H72ZM76 16V17H77ZM83 16L81 17V18H83ZM93 16V17H92ZM104 16V17H105ZM111 16H113V15H111ZM38 17H39V19H38ZM41 17V18H42ZM67 17V16H66ZM110 17V16H109ZM107 18V20H110V22L109 21H107L106 23H107V25H108V23H109V25H110V23H113L111 20H112V17L111 18ZM142 17H144V16H142ZM38 19V21H40L39 23H37V19ZM65 18V17H64ZM94 18V19H93ZM224 18H225V16H224ZM240 18H242L243 20H241ZM101 19H104V18H101ZM106 19V18H105ZM103 20V21H106V20ZM45 20V19H44ZM60 20V21H59ZM65 20V19H64ZM81 20V19H80ZM217 20V19H216ZM67 21V20H66ZM116 21V20H115ZM157 21H160V20H157ZM162 21V20H161ZM221 21V20H220ZM64 22V21H63ZM76 22V21H75ZM83 22V21H82ZM88 22V21H87ZM97 22V21H96ZM166 22V21H165ZM164 22V23H165ZM228 22V21H227ZM226 22V23H227ZM37 24V26H40V25H43L44 26V30H45V28L46 29H52V28H55L54 30H56L57 29V34L60 32V34H61V31H62V35H64V33H65V35L67 34L69 37L71 36V35H73V34H75L76 33V38L74 37V35L72 36L73 37V39H74V44H72V45H70V44H63L62 42H60V41H57L58 40V38L56 39L55 38V40L53 41V42H51L50 41V44H48V45H46V43H45V47H42V49H44L45 48V50L44 51H42V52H44V53H50L51 51L53 52L52 53V55L51 54H49V55H47V58H46V56H43V53H42V56L40 55V53L36 50V49H32L31 48V46H34V48L36 47V46H39V45H37V43L39 42L38 40H39V37L38 38H36L37 40L35 41V42H37V43H35V45H33L32 43H34L33 41H32V43H30L31 41H30V37L28 38V36H27V38H28V40H26L25 38L23 39L22 37L20 38L21 40H19L18 38L20 37V35H22V36H24L25 34L27 35L28 33L27 32H29V31H31V29H29V27H33V26H35L36 27V24ZM86 23V22H85ZM91 23H92V21H91ZM103 23H105V22H103ZM166 23H168V21L166 22ZM224 23V22H223ZM39 24V25H38ZM77 24H79L78 22H77ZM163 24V22L161 23V25ZM228 24V23H227ZM231 24V25H232ZM65 25H67V24H65ZM84 25V24H83ZM87 25V24H86ZM89 25H90V23H89ZM108 25V26H109ZM230 25V24H229ZM99 25H97V23H96V26L95 27H97V28H99L98 27ZM223 26V25H222ZM227 26V25H226ZM91 27V26H90ZM89 27V28H90ZM94 27V28H95ZM110 27V26H109ZM177 27V26H176ZM187 27V26H186ZM38 28H40V27H37V29ZM64 28V29H63ZM78 28V29H77ZM85 28H86V26H85ZM87 28H88V26H87ZM93 28V27H92ZM96 28V29H97ZM113 28V27H112ZM227 27H225L224 29H226ZM228 28H229V26H228ZM240 28V27H239ZM29 29V31H27ZM50 29V30H51ZM235 29V28H234ZM12 30H14V31H16L17 33H15V36H10L11 35V33H13V31ZM25 30L27 31L26 33H25ZM35 32H36V28L35 29H33ZM32 30V31H33ZM44 30H41V32H43ZM53 30V31H54ZM84 30V29H83ZM189 30V31H188ZM197 30V29H196ZM228 30V32L226 33L227 35H226V41H225V43H223L222 45H227L228 47H229V45H231L232 43H234V44H236V40L238 39V35H240V34H235V33H231L230 32V28L229 29H227ZM236 30V29H235ZM10 31H12V32H10ZM38 31H40L39 29H38ZM97 31V30H96ZM98 31H99V29H98ZM101 31V30H100ZM34 32V33H35ZM41 32H38V33H40L41 34ZM48 32V34H51V33H49V31H47ZM55 33H56V31H54ZM102 32H103V30H102ZM222 32V31H221ZM243 32V31H242ZM30 34H32V32H29ZM46 33V31H44V33H43V38H45L44 37V34ZM83 33V32H82ZM84 33H85V31H84ZM110 33V32H109ZM169 33V32H168ZM14 34V33H13ZM24 34V35H23ZM36 35H38L37 33H35ZM34 34V35H35ZM39 34V35H40ZM97 34H99V33H97ZM224 34V33H223ZM163 35H165V34H163ZM19 36V37H18ZM41 36V37H42ZM47 37H48V35H46ZM67 36V37H68ZM78 36H80V32H79V35ZM221 36V35H220ZM240 36H242V35H240ZM245 36V35H244ZM243 36V37H244ZM251 36H252V34H251ZM260 36V37H261ZM18 37V38H17ZM33 37V40H34V36H32L31 35V38ZM37 37V36H36ZM41 37H40V39H41ZM47 37H46V40H48L47 39ZM50 37V36H49ZM48 37V38H49ZM53 37V35L51 36V38ZM55 37V36H54ZM62 37V36H61ZM66 37V36H65ZM71 37V38H72ZM85 37V36H84ZM95 38V39H94ZM104 38V39H103ZM197 38V39H196ZM251 38V37H250ZM249 38V39H250ZM23 39V40H22ZM59 39H61V38H59ZM66 40H67V38H65ZM73 39H70L72 42H73ZM76 39V40H75ZM77 39H78V41H77ZM253 39V38H252ZM46 40H44V41H41V42H48V41H46ZM49 40H50V38H49ZM53 40V39H52ZM87 40V41H86ZM178 40H180L179 42H178V48H176V49H174L175 51H170L168 54H167V56L166 55H164V54H162L163 56H160V53L159 52H161L160 50L162 49L161 47V44H163V45H165V44H167V46L168 45H170L171 43H169V42H177ZM222 40V39H221ZM77 41V42H76ZM240 40H238V42H239ZM247 41H250V40H247ZM41 42H39V43H41ZM222 42H224V41H222ZM243 42V41H242ZM252 42V41H251ZM218 43H219V41H218ZM249 43V42H248ZM43 44V43H42ZM175 44V43H174ZM174 44H172V45H174ZM221 44V43H220ZM219 44V45H220ZM237 45V44H236ZM243 45V44H242ZM241 45V46H242ZM47 46V47H46ZM97 46H99L100 48H101V50L100 49H98L97 50ZM221 46V45H220ZM226 46V47H227ZM238 46H239V44H238ZM41 47V46H40ZM177 47V46H176ZM206 48L205 50H206V52L205 53H203V52H201L202 50H201V48ZM243 47V46H242ZM37 48H39V47H37ZM234 48H236V47H234ZM27 49H25V50H27ZM41 49V50H42ZM228 49V48H227ZM226 48H225V51L227 50ZM237 49V48H236ZM240 50H241V48H239ZM40 50V51H41ZM96 50L97 51H99L100 53H98V52H96ZM170 50V49H169ZM245 50H246V45H245ZM4 51V52H5ZM8 51H6V52H8ZM242 51H244L243 49H242ZM3 52V53H4ZM14 52V53H13ZM22 52H21V54H22ZM246 52V53H247ZM2 53V54H3ZM163 53V52H162ZM257 53V52H256ZM1 54V55H2ZM255 54V53H254ZM19 55V54H18ZM40 55V56H39ZM134 55V54H133ZM260 55V54H259ZM258 55V56H259ZM5 56H9L7 53L5 54ZM254 56V55H253ZM257 55H256V57H258ZM11 57V56H10ZM9 57V60L11 61V58ZM12 57H13V55H12ZM38 57V59L36 60V59H34V60H31L32 58H37ZM40 57V58H39ZM151 57V58H150ZM131 58V57H130ZM13 59V58H12ZM113 59V60H112ZM119 59V60H118ZM127 59H128V63H127ZM158 59V58H157ZM5 57L2 55V56H0V136L3 138H5V136L6 135H10V134H23V135H25L26 137H31L32 138V140H33V142H34V144H36V145H38V138L40 137H42V135H43V133L44 132H46V131H48V126H51V124L49 123V121H51V120H41V119H39V120H37V121H34V123L33 122H31V118H33V115L32 116H30V117H25L24 119L22 118V117H24V116H26V115H24V112L22 113L21 111H22V107L21 106H18V105H16V104H14L13 103V101H12V99H11V97H12V95L14 94V89L13 88H11V89H9V88H6L5 86L6 85H8V86H10L9 85V82H7L9 79H11L13 76H14V74H17L18 72H19V70L17 69L18 67H17V65L16 66H14L12 63V65L14 66V68H16L17 70H18V72L16 71V70H9V68H8V64L7 63H9L10 61L7 59V63H5ZM41 60V61H42ZM183 60H186V62H182L181 63V61H183ZM9 61V62H8ZM96 61H97V63L99 62V65H95V63H96ZM131 61V62H130ZM204 61H208L206 64H207V66H206V64L205 65H203V62ZM262 61V62H261ZM210 62H211V60H210ZM210 62H209V64H210ZM214 62V61H213ZM107 63V62H106ZM105 63V65L106 66H108V64L109 63H107L106 64ZM126 63V64H125ZM6 64V65H5ZM10 64V63H9ZM235 64H239V67H238V65H236L237 67H238V70L240 69V71H234V66H235ZM41 65H42V63H41ZM41 65H40V67H41ZM95 67H94V66ZM214 65V64H213ZM106 66H105V68H106ZM210 66H212V65H210ZM214 66V67H215ZM235 66V67H236ZM116 67H119L118 69L116 68ZM42 68V67H41ZM209 68H211V67H209ZM242 68V69H241ZM39 68H37L36 70H38ZM163 69V68H162ZM213 69V68H212ZM211 69V70H212ZM114 70V69H113ZM120 70V69H119ZM164 70V69H163ZM229 70V71H228ZM22 71V70H21ZM105 71H106V69H105ZM122 71V70H121ZM122 71V72H123ZM156 71V70H155ZM174 71V70H173ZM15 72H17V73H15ZM27 72V71H26ZM26 72H24V74L23 75H20L21 77L22 76H24V75H26L25 73ZM29 72V71H28ZM29 72V73H30ZM112 72V73H111ZM118 72V71H117ZM134 72H136V74L133 76L132 74L134 73ZM165 72V71H164ZM14 73V74H13ZM20 73V72H19ZM103 73V74H104ZM191 73V74H192ZM200 73V74H201ZM230 74H232L231 72H229ZM227 74V78H228V75H229V77H230V74ZM34 74H36L35 72H34ZM37 74H38V71H37ZM67 74V75H66ZM98 75V76H101V75ZM102 74V75H103ZM104 74V75H105ZM204 74V75H203ZM220 74V77L217 75L216 77L217 78H219V84L223 87V86H226L225 85V81L226 82H228L227 80H225L226 79V77H225V75L223 76V75H221ZM39 75V76H40ZM197 75V74H196ZM16 76V75H15ZM27 76V75H26ZM64 76H68V80L66 79V80H64ZM193 76V75H192ZM214 76V75H213ZM16 77H18L19 78V75L18 76H16ZM37 78H38V76H36ZM42 77V76H41ZM46 77H43V78H46ZM65 77V78H66ZM104 77V76H103ZM144 77L145 76H143L142 77V79H144ZM150 77V76H149ZM194 77V76H193ZM209 77V78H210ZM215 76L213 77V78H216ZM225 77V78H224ZM33 78V77H32ZM40 78V77H39ZM38 78V79H39ZM151 78V77H150ZM174 78V79H175ZM190 78V77H189ZM212 78V79H213ZM216 78V79H217ZM16 79V78H15ZM23 79H25V78H20V81H23ZM34 79V78H33ZM149 79V78H148ZM159 79V80H158ZM206 79H208V78H206L205 77V84L207 83L206 81H208V80H206ZM231 79V78H230ZM233 79V78H232ZM13 80H14V78H13ZM35 80V79H34ZM203 80V79H202ZM210 80V79H209ZM215 80V79H214ZM214 80L213 81H211L210 80V82H214ZM218 80V79H217ZM229 80V79H228ZM141 81V82H140ZM161 81V84H158L159 82ZM164 81V80H163ZM30 82V81H29ZM147 82V81H146ZM150 82V81H149ZM156 82H158L157 83V85H155V83ZM215 82H216V80H215ZM214 82V83H215ZM8 83V84H7ZM27 83H25L24 84V82H22L21 84H23V85H21L20 84V82H19V84H20V86L21 87H18V88H20V89H16V91L15 92H17V93H21V95L24 97V96H26V95H28V91L26 92L25 91V88H26V86H28V85H26ZM218 83V82H217ZM148 84V83H147ZM143 85V84H142ZM141 85V86H142ZM208 85V84H207ZM209 85H212V87H213V84L212 83H210ZM214 85H217V84H214ZM219 85V86H220ZM240 85V86H239ZM87 87L86 89L88 90V91H85V90H83L82 89V87ZM141 86L139 87V89L141 88ZM155 88H154V87ZM217 87V89L219 88H221V90H225L226 88L224 87L223 89H222V87ZM239 86V87H238ZM111 87V86H110ZM143 87V86H142ZM17 88V87H16ZM28 88V87H27ZM26 88V89H27ZM28 88V89H29ZM77 88H80V89H77ZM209 88V87H208ZM214 88V87H213ZM27 89V90H28ZM82 89V91H80ZM95 89V88H94ZM109 89V88H108ZM146 89V88H145ZM145 89L143 90V91H145ZM209 89H211V88H209ZM218 89V90H219ZM130 90V89H129ZM98 91V90H97ZM100 91V90H99ZM140 91H142V88H141V90H138V92L140 93ZM228 91V90H227ZM50 92V91H49ZM107 92H111V90H109V91H107ZM172 92H174L173 94H170V93H172ZM213 92V91H212ZM216 92H219V91H217L216 90ZM70 93L72 94V93H74L73 94V96L74 97H77V99L75 98L74 99V97H73V100L72 101H70V98H72V97H69L70 96ZM96 93V92H95ZM99 93V92H98ZM228 93H230L229 91H228ZM100 94V93H99ZM18 95V94H17ZM20 95V94H19ZM18 95V98L19 99H17V100H20V99H22L21 98V95L19 96ZM68 95V96H67ZM136 95V91H135V94H134V96ZM31 96L29 97V98H31ZM112 96V95H111ZM120 96V97H119ZM171 96V97H170ZM178 97V99L179 98H181V97ZM212 96V95H211ZM13 97H14V95H13ZM15 97H16V95H15ZM69 97V98H68ZM213 97V96H212ZM26 99H27V96L25 97ZM131 98H133V99H131ZM174 98H176V97H174ZM214 98V97H213ZM15 100V99H14ZM16 100V101H17ZM180 100V99H179ZM15 101V102H16ZM21 101V100H20ZM25 101V100H24ZM144 101V102H143ZM173 101H174V99H173ZM186 101V100H185ZM213 101V100H212ZM29 101L27 100V103H28ZM33 102V103H34ZM129 102V101H128ZM187 102V103H188ZM25 103V102H24ZM178 103H180V102H178ZM21 104H23V103H21ZM29 104V103H28ZM27 104V105H28ZM174 104V103H173ZM175 104H176V101H175ZM211 104V103H210ZM215 104V103H214ZM25 105H26V103H25ZM60 105V104H59ZM137 105V104H136ZM158 105V104H157ZM213 105V104H212ZM63 106V107H64ZM132 106V105H131ZM137 106V107H138ZM189 106H191V105H189ZM57 107H59L58 105H57ZM128 107H130V104H129V106ZM134 107V106H133ZM154 107H156V106H152V108H154ZM191 108H193V107H191ZM195 109V113H197V112H200V111H197V110H200V108L199 109ZM123 109V108H122ZM121 109V110H122ZM127 109H129V108H127ZM146 109V110H147ZM194 109V108H193ZM146 110H144V111H146ZM188 110H189V112H188ZM23 111H24V109H23ZM27 111V110H26ZM151 111V110H150ZM197 111V112H196ZM212 111V110H211ZM212 111V112H213ZM30 112H29V114H30ZM126 112V111H125ZM141 112V111H140ZM26 113V112H25ZM122 113V112H121ZM151 113V112H150ZM210 113V112H209ZM120 113H118V115H119ZM123 114H122V116H120V118H121V120H122V117H123ZM190 115V114H189ZM191 115H195L194 113L193 114H191ZM189 116V117H192V116ZM207 115V114H206ZM198 116H199V114H198ZM118 116H116V118H117ZM195 117H196V115H195ZM20 118V120H18ZM119 118V117H118ZM124 118V119H125ZM21 119H23V120H21ZM42 119H44V118H42ZM58 120V121H57ZM116 120V119H115ZM188 120H189V118H188ZM228 120H226V121H228ZM254 122H253V121ZM112 122H113V120H111ZM119 121H120V119H119ZM119 121H118V119H117V122L119 123ZM151 121V122H152ZM167 121V122H168ZM223 121V120H222ZM221 121V122H222ZM225 121V122H226ZM111 122V123H112ZM115 123H116V121H114ZM113 122V123H114ZM126 122V121H125ZM155 122V123H154ZM157 122H160V123H162V124H157ZM186 122V121H185ZM220 122V123H221ZM253 122V123H252ZM54 123V122H53ZM96 123H98V121L96 122ZM112 123V124H113ZM114 123V124H115ZM228 123V122H227ZM127 124V123H126ZM131 124V123H130ZM257 124V123H256ZM96 125V124H95ZM115 126V125H114ZM114 126H112V127H114ZM131 126H132V124H131ZM147 126V127H146ZM183 126V125H182ZM181 126V127H182ZM209 126V125H208ZM205 127V128H197V129H195V131L193 132V133H186L187 135L186 136H182V135H180L179 137H177L178 139L177 140H179L178 142L176 141V143H174L173 145H172V147H171V150H170V153H173V154H175L176 156H179L180 155V157L181 156H185V158H187L189 161L191 160V162L193 163V162H198V163H200L201 165L202 164H205V162H209V163H211L214 167L215 166H217V167H219V168H223V169H225V171H228V172H226V174L224 173V175H227V174H230L231 172H229L230 170H237V168H238V172H240L241 170H242V172L244 173V176H245V174H247L248 175V177H250V176H252V177H259L260 175H261V171H259L260 169L259 168H264V157H262L260 160H259V162H258V164H259V167H254V166H252L251 164L250 165H246L245 163V166L244 165H242V163H240V159H242L241 157H245L246 155H248L247 153H243V155L244 154H246V155H240V153H242L243 151L242 150H239L240 152L239 153H236L235 151V153L234 152H232V150L230 149V152H232V153H230V154H226V153H224V150L226 149V144H227V140H225L226 138H229V137H232V136H225V137H222V139H220V141H218L217 143H213L212 141H214L215 139H217V138H219V137H221L220 136V134H218L217 132H215L216 130H214V126L212 127V126H209V127ZM216 126V125H215ZM133 127H134V125H133ZM171 127V126H170ZM169 128V127H168ZM169 129H171V128H169ZM133 130H136L135 128L134 129H132V133L134 132ZM138 130V129H137ZM159 130V131H160ZM116 131V130H115ZM162 131V130H161ZM164 131H168L167 129L166 130H164ZM139 132V133H138ZM163 132V131H162ZM130 133H131V131H130ZM193 134V135H192ZM238 134H239V132H238ZM241 134V133H240ZM132 135H134V134H131V136ZM142 135V136H143ZM155 135V136H154ZM189 135V136H188ZM241 135H243V134H241ZM249 135H250V133H249ZM147 136H146V138H147ZM135 137V136H134ZM106 138V137H105ZM141 139H142V137H140ZM145 137H143V139H144ZM145 138V139H146ZM107 139V138H106ZM139 139V138H138ZM141 139H139V140H141ZM144 139V140H145ZM158 139V138H157ZM161 138H160V136H159V140H160ZM232 138H230V140H231ZM255 139V140H256ZM103 140H105V139H103ZM152 140V139H151ZM165 140V139H164ZM164 140H162L161 142L162 143H165V141ZM181 140H183V141H181ZM219 140V139H218ZM229 140V141H230ZM85 141V140H84ZM91 141V140H90ZM141 141H143V140H141ZM141 141H139V142H141ZM146 141H147V139H146ZM145 141V142H146ZM232 141H233V139H232ZM231 141V142H232ZM89 142V141H88ZM144 142V141H143ZM149 142V141H148ZM193 143V144H192ZM194 143L196 144L195 146H196V151H190L189 150V146L192 144V145H194ZM148 144V143H147ZM232 144V143H231ZM144 145H145V143H144ZM234 145V144H233ZM233 145H231V146H233ZM263 145H264V143H263ZM229 145H227V147H228ZM235 146H237V144H235ZM224 149V150H223ZM228 149V148H227ZM160 150H162V148H160ZM237 151V150H236ZM161 152V151H160ZM163 152H164V150H163ZM244 152H248V151H244ZM140 152H138V153H132L131 155H129V157H128V159L130 160L131 158L134 160H142V161H139L140 163H141V165H146V166H148L149 168H148V170L150 169V168H152V167H156L155 165L157 164H155V162L152 160V161H149V157H147V159L148 160H146V158H144V156L142 155L143 154V152H141L140 154H139ZM172 154V155H173ZM161 155V154H160ZM250 155V154H249ZM164 156V155H163ZM162 156V157H163ZM174 156V155H173ZM252 156H253V153H252ZM143 157V158H142ZM179 157V158H180ZM183 157H181V159H179L180 160V162H181V160H182V162H183V160H186V159H183ZM157 158H159L158 159V161L160 160H162V159H160V157H157ZM247 158V157H246ZM249 158V157H248ZM247 158V159H248ZM251 158V157H250ZM127 159V160H128ZM132 160V161H133ZM134 160V161H135ZM155 160V159H154ZM187 161V160H186ZM185 161V162H186ZM188 161V162H189ZM138 162V161H137ZM143 162V163H142ZM223 162H227L228 164H223ZM139 163V164H140ZM160 163V162H159ZM161 163L162 164H164L162 161H161ZM152 164H155L154 166L152 165ZM191 164V163H190ZM199 164V165H200ZM249 164V163H248ZM257 164V165H258ZM5 165L4 164H2V163H0V172L2 171V174H3V172L6 170V167H4ZM159 167H160V165H159ZM230 167V168H229ZM162 168H163V166H162ZM232 168V169H231ZM9 169V168H8ZM218 169V168H217ZM241 169V170H240ZM124 170V169H123ZM125 170H126V168H125ZM161 170L162 169H160V168H158V166H157V170H155V172H153L154 173V175L153 176H151L150 175V177H152L151 179L150 178H148V179H145L147 182H148V184L150 183V185L151 184H153V185H155V187H157V186H159L160 184L162 185L163 184V186L162 187H165V188H167V187H169L170 186V184L169 183H167L168 181H169V179L168 178H166L164 181H160L159 182V178H158V176L162 179V177H161V174L163 173H165V172H161ZM216 170V169H215ZM135 172H136V170H134ZM163 171V170H162ZM138 172V171H137ZM149 172V171H148ZM182 172V171H181ZM125 173V171H119L114 177L113 176H111V179L109 180V179H107V180H99L98 182L99 183H97L96 185H95V188H96V191H102V193H103V191H105V190H108V189H113V188H115L114 187V185H117L118 186V184H117V182L119 181V178L121 177L122 178V175ZM150 173V172H149ZM263 173H264V170H263ZM5 174V173H4ZM4 174H3V176H4ZM163 174H162V176H163ZM188 174V173H187ZM232 174H233V172H232ZM184 175V174H183ZM223 175V174H222ZM234 175V174H233ZM240 175H241V173H240ZM250 175V176H249ZM165 176H167V175H165ZM175 176H176V174H175ZM186 176V175H185ZM188 176V175H187ZM217 176V175H216ZM216 176H214L213 177V184H215L216 186L218 185H220V183H222L221 182V180H219V178L218 177H216ZM229 176H231V174L230 175H228V177ZM243 175H241V177H242ZM264 176V175H263ZM107 177H110V176H107ZM106 177V178H107ZM142 177V176H141ZM225 177V176H224ZM235 177V176H234ZM251 177V178H252ZM133 178V177H132ZM143 178V180H144V177H142ZM165 178V177H164ZM243 178V177H242ZM135 179V178H134ZM168 179V180H167ZM230 179V178H229ZM234 179V181H233V183H236L235 182V178H233ZM141 180V179H140ZM232 180V179H231ZM260 180V179H259ZM130 181V180H129ZM166 181V182H165ZM255 181V180H254ZM262 181V180H261ZM127 182V181H126ZM132 182H133V180H132ZM145 182V181H144ZM146 182V183H147ZM170 183H171V181H169ZM241 182V181H240ZM240 182H237L238 184L240 183ZM118 183H121V182H118ZM166 183L168 184V185H166ZM236 183V184H237ZM242 183V182H241ZM240 183V184H241ZM259 183H261L262 184V182H259ZM94 184V183H93ZM134 184V183H133ZM190 185H192L191 183H189ZM189 184L187 185V186H189ZM256 184H258V183H256ZM256 184H254V186L256 185ZM212 185V184H211ZM234 185V184H233ZM253 185V184H252ZM259 185V184H258ZM264 185V184H263ZM217 186V187H218ZM222 186H224L223 184H222ZM222 186H220V187H222ZM229 186V185H228ZM232 186V185H231ZM235 186V185H234ZM243 186V185H242ZM251 185L249 184V186L246 188H243V189H245V191L247 190V193H248V196L247 197H253V196H251L255 191H257V190H259V188H257V190H256V186L254 187V188H249ZM119 187H120V184H119ZM161 187V186H160ZM170 187H172V186H170ZM169 187V188H170ZM220 187H218V189L220 188ZM239 187V186H238ZM237 187V185L234 187V188H238ZM259 187V186H258ZM184 188H185V185H184ZM225 188H227L228 189V187H225ZM56 189V188H55ZM203 189V188H202ZM217 189V190H218ZM239 189H241V188H239ZM238 189V190H239ZM264 189V188H263ZM263 189H261L262 191H263ZM95 190V189H94ZM116 190V189H115ZM117 190H118V194L117 195H115L114 194V198H112L113 199V202H111V211L114 213V211L115 210H119L120 208H122L124 205H125V203H129L128 202V200H126L125 201V198L123 199L122 197L121 198H119V196L121 195V191L122 190H120V188L118 189V187H117ZM116 190V191H117ZM192 190V189H191ZM204 190H206V189H204ZM228 190H230V189H228ZM95 191V192H96ZM110 191V190H109ZM112 191V190H111ZM120 191V192H119ZM197 191V190H196ZM203 191V190H202ZM207 191V190H206ZM205 191V192H206ZM215 191V190H214ZM222 191V190H221ZM223 191H225V190H223ZM245 191L243 192L245 195H246V193H245ZM4 192V191H3ZM2 192V193H3ZM9 192V191H8ZM6 193L5 195H4V193L2 194L1 192V197H0V214L2 215L4 212H6V210H9V209H7L8 207L7 206H9L8 204H11V201H8L7 203L8 204H5V202H6V200H10L11 198H12V196L9 194V193ZM50 192V191H49ZM191 192V191H190ZM205 192H204V194H205ZM210 192V191H209ZM231 192H232V190H231ZM242 192V191H241ZM240 192V193H241ZM62 193V192H61ZM94 193V192H93ZM106 194H107V192H105ZM124 193H125V191H124ZM214 193V192H213ZM213 193H210V194H213ZM220 193V190H218L217 191V193H215V194H213L214 195V197H212L213 199L215 198L216 199V201L219 199V201L222 199V197H221V199H220V196L218 195ZM235 193V192H234ZM237 193H239L238 191H237ZM258 193V192H257ZM260 193V192H259ZM264 193V192H263ZM9 194V195H8ZM13 194V193H12ZM120 194V195H119ZM122 194H123V192H122ZM126 194V193H125ZM125 194H123V195H125ZM194 194V193H193ZM210 194H209V196H210ZM229 194H230V192H229ZM228 193H227V196L229 195ZM233 194V193H232ZM244 194H242V195H244ZM249 194H251V195H249ZM3 195V196H2ZM101 195V194H100ZM103 195V194H102ZM119 195V196H118ZM196 194H194V197H196L195 196ZM207 195H208V192H207ZM206 195V196H207ZM235 195V194H234ZM237 195V194H236ZM241 194L239 195V197L240 196H242ZM13 196H14V194H13ZM118 196V197H117ZM197 196H198V194H197ZM201 196H203L202 194H201ZM230 196V195H229ZM238 196V195H237ZM261 196H264V195H261ZM238 197V198H239ZM249 197V198H250ZM61 198V195H60V193H58V192H54V193H50V194H47V196H45L44 198H42V206H44V207H48L49 205H52V204H54V203H56L59 199ZM127 198V197H126ZM130 197L128 196V199H129ZM198 198V197H197ZM204 198V197H203ZM211 198V197H210ZM226 198V197H225ZM250 198V200H258V199H251ZM254 198V197H253ZM261 198V197H260ZM264 198V197H263ZM263 198H261V199H263ZM131 199H134L133 197L131 198ZM200 199V198H199ZM207 199V198H206ZM205 199V200H206ZM235 199V198H234ZM234 199H232V201L229 203L230 205H227V207L228 206H230L229 208H226V209H224V212H223V214L221 213V214H219L217 211H215V205H212L211 204V206H210V210H213V211H215L214 213L216 214L215 216H212V219H210V220H207L208 219V217H205L206 218V220L207 221H210L209 222V224L211 223V226L213 225V226H215V227H212V229L213 228H216L217 226H219V225H221V226H224L225 224V226L227 227V224H228V226H229V224L230 225H232V226H230L232 229H233V227L235 228V230L234 231H236V233H235V235H233V237H236L237 239L235 240L234 239V242L236 243V245H238L232 252H231V255H229L228 257L229 258H227V260L225 261V262H227L226 264H233V260H232V258H233V256L236 254L237 255V257L239 256H241V255H243V254H245L246 252V250H244V248H246L247 250H248V247L247 246H249V244L252 242H254V244H252L251 245V248H252V246L254 245V246H256L257 248H258V250H260V249H263V247H264V213L262 212V210H261V214H259V216H257V217H255V219H253V221H251L248 217L252 214H249L248 213V211L252 208V210L254 209V204H255V202H253V203H251V201L248 199V201H246V203H244L243 205L241 204V206H239L240 204H237V206H236V203L234 204L233 203V200ZM5 200V201H4ZM130 200V199H129ZM204 200V201H205ZM231 200V199H230ZM236 200V199H235ZM134 201V200H133ZM136 201V200H135ZM187 201H188V199H187ZM196 201V200H195ZM200 201H202V200H200ZM227 201V203L229 202L228 200H226ZM259 202H260V199L258 200ZM262 201V200H261ZM1 202H4V203H1ZM10 202V203H9ZM69 202V203H68ZM68 202H66V203H68L67 204V206H63L64 208L62 209V211H61V216H63V218H64V220L66 219V220H71L70 218H72V217H75L74 215H75V213H78L79 211H80V209H81V201L79 200V199H74V200H70L69 199V201ZM70 202H71V204H70ZM182 202V205H181V207L179 208L180 209V213H178L177 215H175L174 216V218L172 217V218H170V220H169V218L168 217H170V216H168V217H164V216H161V215H158V214H155V213H153V211L152 212H150L151 210L148 208V204H146V202L145 201H143V202H141L140 200L138 201V199H137V201L135 202V203H137L138 205V207H137V209L135 208V210H133L132 212H131V214H130V216H128V215H122L123 216V218H121L122 220L120 221V225L118 224V227L120 228V232L121 233H128L129 232V234H135V237L136 238H138L139 240H143V239H148V238H150V237H156V236H159V235H161V236H163V237H168V238H170L174 233H173V230L174 229H177V228H180V227H183V226H188L189 227V225L191 226V225H195V226H197V229L199 228L200 230L198 231V232H195L196 234H197V236H198V233L201 235V236H203V238H204V236H206V237H208V236H211V237H215V239L217 240V243H221L222 241H224V240H226V237L224 236V235H220L219 234V231L217 232V230H205V229H207L208 227H207V225L206 226H204V228H203V225H202V223L201 222H199V220L198 221H196V217L195 216H193V217H195V220L192 218H189V216H192L193 214H195V213H193V212H191L192 213V215H189V216H187V218H186V216L184 217V215L187 213V214H189L190 212L189 211H191L192 209H191V206H189L188 205V203L187 202H185V201H181ZM192 203H193V201H191ZM222 202H224V201H222ZM235 202H237V201H235ZM259 202H258V204H259ZM263 202H264V200H263ZM262 202V203H263ZM134 203V204H135ZM190 203V202H189ZM226 203V202H225ZM139 204H140V206H139ZM200 205L202 204V202L201 203H199ZM213 204H214V202H213ZM29 205V204H28ZM31 205V204H30ZM29 205V207L27 206V209L29 210V208L31 207L32 208V206H33V204L30 206ZM48 205V206H47ZM136 205V204H135ZM197 205H198V203H197ZM256 205H257V202H256ZM35 206H36V204H35ZM34 206V207H35ZM204 205H202V207H203ZM236 206V207H235ZM258 206V205H257ZM260 206V205H259ZM262 207H259V208H262V209H264V206L263 205H261ZM33 207V208H34ZM43 207V208H44ZM207 208H208V206H206ZM235 207V208H234ZM30 208V209H31ZM36 208V207H35ZM194 208H195V206H194ZM250 208V209H249ZM258 208V207H257ZM258 208V209H259ZM11 209V208H10ZM109 209V210H110ZM197 209H201V207L199 208H195V210H197ZM195 210H192V211H195ZM198 212H199V210H197ZM201 211V210H200ZM212 211V212H213ZM219 211V210H218ZM111 212V213H112ZM120 212V211H119ZM175 212V211H174ZM198 212H196V213H198ZM211 212V213H212ZM219 212H221V211H219ZM250 212V211H249ZM118 213V212H117ZM185 213V214H184ZM200 213V212H199ZM122 214V213H121ZM160 214V213H159ZM184 214V215H183ZM249 214V215H248ZM170 215H172V213L170 214ZM206 215H208V213L206 214ZM241 215V216H240ZM167 216V215H166ZM173 216V215H172ZM4 217V216H3ZM235 217H238V221H236L235 220V222L233 223V221H230V220H232V219H235ZM241 217V218H240ZM204 218V219H205ZM209 218H211V217H209ZM242 219V221L240 220V219ZM248 218V219H247ZM63 220V219H62ZM65 220V221H66ZM174 220L175 221H177V223L175 222V227H174V229H170V227L168 226V225H170V224H172L173 222H174ZM200 220H201V218H200ZM240 220V221H239ZM148 221V222H147ZM149 221H151V222H149ZM173 221V222H172ZM228 221H230V223L228 222ZM70 222V221H69ZM69 222H66V223H69ZM171 222V223H170ZM232 223V224H231ZM171 226V225H170ZM11 226H7V227H3L4 228V232H5V236H7V237H9L10 235H12V229L10 228ZM172 227V226H171ZM207 227V228H206ZM220 227V226H219ZM219 227H217V228H219ZM226 227H224V228H226ZM229 228V227H228ZM231 228H229V229H231ZM210 229V228H209ZM220 230H222L223 228H219ZM167 230H171V231H167ZM178 230V229H177ZM177 230H175V231H177ZM197 231V230H196ZM231 231V230H230ZM229 231V233H232V232H230ZM173 233V234H172ZM193 233V232H192ZM188 234V233H187ZM190 234V233H189ZM196 234L193 236L192 235V237L194 238L195 236H196ZM124 235V234H123ZM178 235V234H177ZM186 235V234H185ZM199 235V236H200ZM126 236H129V235H126ZM188 236V235H187ZM187 236H186V238L183 236L182 238H180L179 239V237H178V239H175L172 243H170L169 245H167V246H162V247H160V249H159V251H161V255H160V257H159V259H158V261L156 260V262H154V260L155 259H150L149 261H150V263H146V264H166V262L168 261V258H169V260H170V258H171V255H173L172 257H174V254L176 253V254H180L181 255V257H189L188 259H194V261H196L197 263H202V261H204V259L202 260V256H201V254H199V252H197V250H194V249H190L189 251H187V253H183L182 252V247H184V248H186L191 242H192V240H190V239H188L187 238ZM198 236V237H199ZM245 237V238H247V236H250V237H252V238H255V240L253 241V239L252 240H250L249 241V243H248V245L247 244H244L243 243V241H242V239L240 238V237ZM10 238V237H9ZM203 238H201V239H203ZM239 238V239H238ZM198 239H200V238H198ZM200 239V241H203V240H201ZM206 239V238H205ZM195 241V240H194ZM199 241V240H198ZM199 241V242H200ZM199 242H197V243H199ZM202 243H204V241L202 242ZM201 243V244H202ZM246 243V242H245ZM192 244H194V242H192ZM191 244V245H192ZM204 245V244H203ZM1 246V245H0ZM255 247V248H256ZM188 248V247H187ZM203 248H205V247H203ZM202 248V249H203ZM208 249H209V247H207ZM206 248V249H207ZM211 248V251H212V247H210ZM219 248H222V246L220 247H218V249ZM250 248V247H249ZM255 248H254V250H255ZM260 248V249H259ZM215 249V248H214ZM213 249V250H214ZM5 250V249H4ZM3 250V247H1L0 248V264H28V263H30V262H24V261H21L22 259H18L15 263H13L12 261H11V259L9 260L8 258H7V256H5V254L4 253H6V252H3L4 251ZM170 251V250H173V253L172 254H169V255H167V251ZM216 250V249H215ZM250 250V249H249ZM258 250H255L254 251V253H257L258 254ZM209 251V250H208ZM207 251V252H208ZM252 251V250H251ZM243 252H245V253H243ZM260 253L258 254V256L255 258L257 261H260V263L261 264H264V249H263V251H259ZM86 253H88V254H91V255H96L97 254V248H96V244H94V246H93V248L92 249H90V250H87L86 251ZM248 253V252H247ZM253 253V254H254ZM206 254V253H205ZM204 254V255H205ZM210 254V253H209ZM251 254V253H250ZM249 254V255H250ZM7 255V254H6ZM253 256V255H252ZM128 257H130V259H134V255H133V252L131 251V252H129V254H128ZM237 257H235L234 256V258H235V260H236V258ZM238 257V258H239ZM243 257V256H242ZM242 257H240V258H242ZM255 257V256H254ZM237 258V259H238ZM239 258V259H240ZM244 258V257H243ZM246 258V257H245ZM238 259V260H239ZM41 263H42V261H41ZM235 263V262H234ZM257 263V262H256ZM259 263V262H258ZM217 264V263H216ZM219 264H222V262H219ZM225 264V263H224Z\"/></svg>",
	"mask_w": 264,
	"mask_h": 264
}]
</instances>
